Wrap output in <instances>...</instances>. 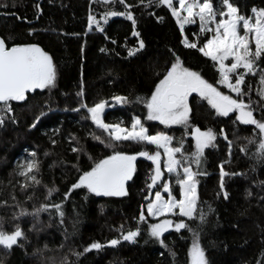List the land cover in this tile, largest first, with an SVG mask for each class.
Instances as JSON below:
<instances>
[{"label": "trees", "instance_id": "1", "mask_svg": "<svg viewBox=\"0 0 264 264\" xmlns=\"http://www.w3.org/2000/svg\"><path fill=\"white\" fill-rule=\"evenodd\" d=\"M224 2L243 19L264 14V0L208 5ZM112 12L133 21L115 17L102 30L91 26L92 18ZM212 36L199 23L182 30L163 0H0V44L36 46L52 66L44 88L0 103V238L14 239L0 243V264H191L194 248L206 264H264L259 131L200 96L179 125L149 117L157 88L175 68L227 92L217 62L203 53ZM252 57L257 74L241 68L231 84L243 79L235 98L258 123L264 122V51ZM102 103L112 104L103 117L109 125L130 129L136 121L150 136H169L174 194L185 170L194 174L195 209L181 231L161 239L152 234L146 208L154 196L150 160L159 150L143 140L114 141L97 128L89 111ZM194 129L208 135L206 145L194 141ZM24 153L32 161L28 177L18 163ZM117 157L132 162L121 193L86 186L85 177Z\"/></svg>", "mask_w": 264, "mask_h": 264}, {"label": "rangeland", "instance_id": "2", "mask_svg": "<svg viewBox=\"0 0 264 264\" xmlns=\"http://www.w3.org/2000/svg\"><path fill=\"white\" fill-rule=\"evenodd\" d=\"M163 2L173 9L176 20L182 30L188 25L199 23L203 30L213 33L214 36L205 44L203 53L217 62L222 87L227 92L219 93L213 90L209 93L208 90L210 88L205 86L198 77L175 68L157 88L149 109L150 119L157 123L179 125L187 117L190 99L176 112H166L160 107L159 99L172 83L196 88L200 97L206 98L211 107L220 113H225V111L219 104L216 98L217 95L231 101L242 102L235 97L240 92L243 79L240 77L234 84H231V75L234 71L241 68L245 70L244 73L257 74L258 69L253 66L254 59L252 55L253 53L264 51V14H252L251 17L243 19L238 16L236 9L227 2L221 3L214 9L208 5V0H163ZM115 17L133 21L131 14L112 12L101 18H92L91 26L102 30L103 26ZM28 51L30 54L28 63L31 70V89H42L52 76L50 59L36 46L30 47ZM111 107L112 104L102 103L90 109L89 114L96 123L97 128L104 127L107 134L114 141L143 140L155 145L159 150L155 155L151 156V159L160 162L162 180L156 188V194H154L152 201L147 204L146 208L148 216L153 220L151 223L152 234L161 239L168 232L181 231L184 227V222L192 217L195 209L196 182L194 174L185 170L186 180L181 185L180 191L174 194L172 192L171 178L177 171V164L174 159L175 151L170 148L169 136L166 134L150 136L147 129L136 121L135 125L130 129L122 125H109L103 120V117ZM260 123L264 127V122ZM195 136L197 137V144L203 146L208 143V135L206 133L199 132ZM27 155L24 153L18 163L22 175L28 177L32 170V161ZM116 159H126L128 167L123 171L119 185L115 189L108 191L112 194H118L123 191L125 182L132 172V167L130 168L132 166L130 165L131 161L128 158L117 157ZM96 175L97 171L88 175L85 177L84 183L89 188L97 189L100 192L102 190L98 187ZM191 264H206L204 254L200 249H193Z\"/></svg>", "mask_w": 264, "mask_h": 264}, {"label": "water", "instance_id": "3", "mask_svg": "<svg viewBox=\"0 0 264 264\" xmlns=\"http://www.w3.org/2000/svg\"><path fill=\"white\" fill-rule=\"evenodd\" d=\"M29 51L27 48L6 49L0 44V103L7 99H18L31 89ZM188 87L181 84H170L161 99L163 108L173 111L175 107L168 104V96L175 95L177 98L185 97ZM145 157V156H144ZM154 166V175L150 184L151 194L154 195L156 188L162 180L161 164L158 160L150 161ZM128 167L126 159H115L103 164L97 171L96 180L102 191L115 189L120 182V172ZM5 238H0L4 244Z\"/></svg>", "mask_w": 264, "mask_h": 264}, {"label": "flooded vegetation", "instance_id": "4", "mask_svg": "<svg viewBox=\"0 0 264 264\" xmlns=\"http://www.w3.org/2000/svg\"><path fill=\"white\" fill-rule=\"evenodd\" d=\"M172 84H176V83H172ZM177 84H179V83H177ZM181 85H184V84H181ZM186 86L188 87V93H187V95L185 97H182V98L179 99V98H177L173 94L168 96V104H169L168 106H169V108L170 107H175V109L173 110L174 112H176L177 110H179L180 107L186 101H188V99L191 100L194 97L197 98L198 96H200V94H198L199 92L197 91L196 88L189 87L188 85H186ZM167 89L164 91V93L160 97L159 104H160V107H161V109L163 111L173 112V111H167V110H165L163 108L162 104H161V99L164 96V94L166 93ZM208 91H209V93L211 92L210 90H208ZM207 94H208V92H207ZM212 98H213V96H212ZM216 98L219 101V104L221 105V107L224 108V111L226 113H228L229 115H234V117L236 118V122L237 123H240L241 125H244V126H247V127L252 126V127H254V129H256L257 131H259L261 137L264 136L263 135L264 134V127H262V125H261L262 123H260V122L256 123L255 122V120H256L255 119V115L252 114L250 112V110L247 109L242 102H239V101H231V100L225 99V98H223V97H221L219 95H217ZM190 100H189V102H190ZM193 131H194V134H193L194 141H197V137L195 135H196V133H199V131H198V129H194ZM150 161H154V160L151 159ZM130 165H132V162H130ZM152 166H153V164H152ZM130 168H131V166H130ZM153 168H154V166H153ZM123 171L124 170H121V172H120L121 179H122ZM5 239H6V241L4 242L5 245H7L8 243H13L14 242V239L13 238L10 239V238L6 237Z\"/></svg>", "mask_w": 264, "mask_h": 264}, {"label": "bare ground", "instance_id": "5", "mask_svg": "<svg viewBox=\"0 0 264 264\" xmlns=\"http://www.w3.org/2000/svg\"><path fill=\"white\" fill-rule=\"evenodd\" d=\"M211 89H212V90H211ZM209 90H210V91H213V90H215V89H214V88H210ZM215 91H217V90H215Z\"/></svg>", "mask_w": 264, "mask_h": 264}]
</instances>
